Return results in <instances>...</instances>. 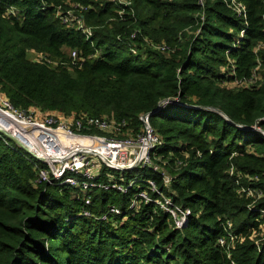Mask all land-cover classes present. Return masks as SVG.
Here are the masks:
<instances>
[{
  "label": "trees",
  "instance_id": "trees-1",
  "mask_svg": "<svg viewBox=\"0 0 264 264\" xmlns=\"http://www.w3.org/2000/svg\"><path fill=\"white\" fill-rule=\"evenodd\" d=\"M239 1L246 23L221 0H203V8L197 0H131L134 17L121 21L110 2L0 0V91L9 101L24 110L126 119L136 129L141 114L168 100L149 122L163 141L155 154L175 178L165 187L150 169H136L124 184L152 179L190 211L178 230L151 203L128 209L143 182L125 193L35 185L32 159L0 138V264H264V242L259 250L248 239L264 226V196L249 209L251 199L234 182L239 175L249 186L247 177L256 178L251 186L264 193V4ZM72 4L87 7L93 45L55 18L57 7ZM161 44L173 52L152 47ZM73 49L86 58L80 69L27 57L33 51L65 62ZM255 74L252 86L226 85ZM111 206L120 214L102 220ZM225 219L244 238L230 259L217 242Z\"/></svg>",
  "mask_w": 264,
  "mask_h": 264
},
{
  "label": "built area",
  "instance_id": "built-area-1",
  "mask_svg": "<svg viewBox=\"0 0 264 264\" xmlns=\"http://www.w3.org/2000/svg\"><path fill=\"white\" fill-rule=\"evenodd\" d=\"M221 1L236 17L246 23V8L239 0ZM109 2L115 7L118 20H124L126 16L134 17L131 0H109ZM197 3L203 8V0H197ZM86 10L87 7L80 4H72L66 9L57 7L55 18L65 26L80 32L93 45L91 41L93 28L84 20ZM14 12L15 9L12 7L7 9L8 14L13 15ZM195 19L197 23L202 24L205 19L204 13H197ZM262 20L264 26V13ZM198 32L199 30L195 34ZM244 32V29L240 31V38L243 37ZM137 34L138 31H134L130 39H134ZM118 40L124 41L120 36ZM128 47L132 53L136 52L131 44ZM152 47L163 53L173 52L165 44L152 45ZM38 56L39 61L43 60L51 67L60 64L69 70L80 69L86 60L75 49L69 52L65 62ZM254 78L248 81L235 80L234 84L241 87L252 86ZM174 102L177 103V101ZM168 103V100L162 101L157 109ZM149 117L150 113L141 114L138 117L139 124L136 129L126 119L116 120L80 114L79 116L71 115V119L67 120L53 114H35L30 109L17 108L0 91V138L6 144L11 142L12 150L21 151L24 157L32 159L35 185L67 187L81 194L94 189L125 193L132 185L143 182L144 188L139 189L131 199L128 209L135 210L140 203H151L155 208L168 214L173 220L174 227L181 230L186 226L190 211L174 203L158 190L152 179L143 180L134 177L128 180V184H124V174L136 169H150L151 172L159 175L165 187L169 186L171 180L175 178L165 169L166 162L160 161L155 154L163 146V141L150 125ZM185 158H187L186 155ZM182 163L183 161H177L175 165L179 167ZM232 174H235L233 168L229 172L230 176ZM247 179L251 182L249 186L241 185L239 175H236L234 182L239 193L251 199L248 205L250 209L263 198L264 193L260 188L251 186L252 182L257 180L256 178L247 177ZM260 212L264 216V210ZM119 214L120 211L111 206L101 219H106L108 215ZM83 215L92 216L89 212H84ZM224 221L225 236L219 238L217 242L230 259L231 250L237 243H242L244 238L234 234L231 220ZM262 228L263 225L259 226L258 231H253L248 236L259 250L264 242ZM260 233L263 238L254 240Z\"/></svg>",
  "mask_w": 264,
  "mask_h": 264
},
{
  "label": "rangeland",
  "instance_id": "rangeland-1",
  "mask_svg": "<svg viewBox=\"0 0 264 264\" xmlns=\"http://www.w3.org/2000/svg\"><path fill=\"white\" fill-rule=\"evenodd\" d=\"M95 1H98V2H101V3H105V2H109V0H95ZM27 57L29 58V59H31V60H34V61H39L40 60V57L38 56V54L37 53H35V52H33V51H29L28 53H27ZM257 69V68H256ZM258 70V69H257ZM256 70V71H257ZM255 78V81H257V77H258V75L257 74H255V76H254ZM254 81V84L256 83ZM227 86H235V84H234V82L232 83H227L226 84ZM30 110H32L35 114H41V113H43V114H53V115H56V116H60V117H62V118H64V119H67V120H70L71 119V116H67V115H64V114H62V113H60V112H57V111H44V110H42V109H40V108H30ZM103 117H106V116H103ZM262 231H264V226H263V228H262ZM261 238H263V235H262V233H260L259 235H257V237L256 238H254V240L255 239H261Z\"/></svg>",
  "mask_w": 264,
  "mask_h": 264
},
{
  "label": "water",
  "instance_id": "water-1",
  "mask_svg": "<svg viewBox=\"0 0 264 264\" xmlns=\"http://www.w3.org/2000/svg\"><path fill=\"white\" fill-rule=\"evenodd\" d=\"M158 110H159V109H155L153 112L150 113V115L154 114V112H156V111H158ZM210 110H212V111H214V112H217L219 115H221L224 119L227 120L226 116H225L222 112H220L219 110H217V109H210ZM227 121H228V120H227Z\"/></svg>",
  "mask_w": 264,
  "mask_h": 264
}]
</instances>
